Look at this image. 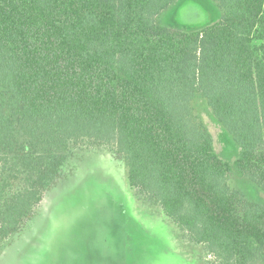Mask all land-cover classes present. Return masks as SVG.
Instances as JSON below:
<instances>
[{
  "label": "trees",
  "instance_id": "obj_1",
  "mask_svg": "<svg viewBox=\"0 0 264 264\" xmlns=\"http://www.w3.org/2000/svg\"><path fill=\"white\" fill-rule=\"evenodd\" d=\"M177 0H0V248L64 178L73 148L108 146L130 187L214 264H264V0H216L222 18L163 25ZM200 95L239 145L223 159Z\"/></svg>",
  "mask_w": 264,
  "mask_h": 264
},
{
  "label": "rangeland",
  "instance_id": "obj_2",
  "mask_svg": "<svg viewBox=\"0 0 264 264\" xmlns=\"http://www.w3.org/2000/svg\"><path fill=\"white\" fill-rule=\"evenodd\" d=\"M222 18L216 0H177L159 17L168 27L194 29ZM197 119L212 132L219 155L230 162L240 147L213 116L194 102ZM64 178L49 190L30 221L0 248V264H214L205 244L192 242L158 205L130 187L128 170L108 146L73 148ZM229 185L249 202L264 204V189L248 178Z\"/></svg>",
  "mask_w": 264,
  "mask_h": 264
}]
</instances>
